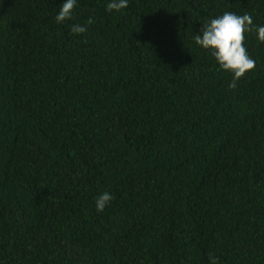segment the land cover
I'll return each mask as SVG.
<instances>
[{
    "label": "trees",
    "instance_id": "obj_1",
    "mask_svg": "<svg viewBox=\"0 0 264 264\" xmlns=\"http://www.w3.org/2000/svg\"><path fill=\"white\" fill-rule=\"evenodd\" d=\"M65 2L0 0V264H264V43L194 40L264 0Z\"/></svg>",
    "mask_w": 264,
    "mask_h": 264
},
{
    "label": "clouds",
    "instance_id": "obj_2",
    "mask_svg": "<svg viewBox=\"0 0 264 264\" xmlns=\"http://www.w3.org/2000/svg\"><path fill=\"white\" fill-rule=\"evenodd\" d=\"M76 4L77 0H66L60 6V11L55 17L56 22L72 20ZM127 7L128 0H111L107 10L119 12ZM87 23L91 24L92 21L89 20ZM87 30L80 24L71 25V31L74 34H82ZM201 33L202 35H195V43L208 50L222 70L232 73L233 80L230 88L235 89L237 81L256 69V62L250 57L245 46L246 34L256 33L258 40L264 43V26H256L250 14L237 15L234 12H225L203 24ZM113 199L109 192L99 195L96 199L97 211L103 212ZM209 261L210 264H218V258L213 254L209 255Z\"/></svg>",
    "mask_w": 264,
    "mask_h": 264
}]
</instances>
